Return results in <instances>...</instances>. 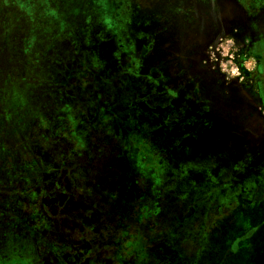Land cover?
Returning a JSON list of instances; mask_svg holds the SVG:
<instances>
[{
    "label": "rangeland",
    "instance_id": "rangeland-1",
    "mask_svg": "<svg viewBox=\"0 0 264 264\" xmlns=\"http://www.w3.org/2000/svg\"><path fill=\"white\" fill-rule=\"evenodd\" d=\"M198 1L181 29L188 0H0V264H264L263 114L234 60L250 42L264 83V0ZM202 62L239 88L194 118L174 72Z\"/></svg>",
    "mask_w": 264,
    "mask_h": 264
},
{
    "label": "flooded vegetation",
    "instance_id": "flooded-vegetation-1",
    "mask_svg": "<svg viewBox=\"0 0 264 264\" xmlns=\"http://www.w3.org/2000/svg\"><path fill=\"white\" fill-rule=\"evenodd\" d=\"M158 1L159 0H135V3H136L135 5H137L140 8V10L143 11V10H148V9L153 8L154 4H160L161 2L159 3ZM188 1H191V4L189 2L188 3V4H190L189 6H188V4L183 5L182 7L185 9L181 10V11L185 12V10L187 9L188 10L187 15H183L181 13L179 14L181 16V20L179 21V28L182 29V27L184 25L183 20L186 18V16H187L186 19L188 21L190 20V22H191L190 24L195 25V27L198 26V24L200 26H204L205 23L202 24V20L206 19L205 18L206 14H205V12H203L201 5L199 6V1L198 0H188ZM197 4H198V7H196ZM263 9L264 8H261V10H263ZM223 12H224V10L222 9L221 13L223 14ZM235 15H238V12L235 11ZM219 23L224 24L226 22H224L223 19H220ZM175 24L176 25L178 24L177 21H175L173 25H175ZM168 25H169V27L172 26L170 23H168ZM250 25H251L252 29H255V25L253 24V21H252V24H249V26ZM212 27H213V25H212ZM208 28H209V24H207L206 30ZM246 29H247V27H246ZM246 29H244L243 27L236 26L234 31H233L234 34H233L232 38L235 41L238 40L240 32L245 33ZM248 29H249V27H248ZM209 32H210V29H209L208 33ZM216 33L221 34L222 32L220 33L217 30ZM219 34L211 35L212 37H214V39H215L214 41L213 40L211 41L210 39H208L206 37V40H205L206 44H210V46H212L211 47L212 54H215L218 51V48L216 45L218 42L217 39L219 38L218 37ZM241 41H239L241 46L238 47V45H237V55L234 58L235 62L239 63V61H241L242 59H244L246 57H250V56H252V58H254V61H255V76L253 79V85L250 82L246 84L245 83L246 81H243L241 83V85H242L244 91H252V95L249 94V96L251 97L252 101L254 102L253 104L257 105L258 111H260V112L262 111L263 117H260V116L259 117H260V119L263 120V123H264V112H263V109H264V83H262V80L260 78L261 73H262V69H261V66L258 65V63L260 62L259 57H257L255 54H251L247 50H245V48L249 47L250 42H249V44H245L246 43L245 41H242V42ZM236 42H238V41H236ZM232 46H234V45L232 44ZM233 53H234V51H233ZM190 58H188V59H190ZM173 60H176L179 63L180 58L176 57V58H173ZM181 63H182V61H181ZM189 64H191V63H189ZM203 64H204L203 62L195 64L194 65L195 70L192 69V67L189 68L188 64L183 65V66H180L179 68L176 69V71H177L176 73L174 72V75H175L174 77H179L180 79L178 81H180V83L182 82L181 86L175 87L177 89L176 90L177 96L174 99L175 102H177L178 104H181V106H179L181 108L180 109L181 113H185L189 110L195 111V114L200 113L202 109L199 106L202 104V102H204V101H201L200 98H202L204 93L207 96V101L209 98H211V101L216 103L214 97L217 96V94L224 96V97H229L230 94L233 96L234 92L231 93L232 90H235V88H239L236 85L230 84V82L224 84L222 81H221V83L217 81V83H211V84L209 83V85H207L205 83V81L200 78V74H204L205 66H203ZM220 71H221L222 75L224 76V78L231 79L230 77L228 78L227 74L224 73L221 69H220ZM184 76L186 78H184ZM240 76L249 77V75L244 74V73H243V75H240ZM181 78H182V80H181ZM234 79H241V77L240 78L235 77ZM227 81H230V80H227ZM186 86H188L187 89L189 90V92L185 93L184 90H185ZM211 94H213L212 97H211ZM203 99H205V101H206V98L204 96H203ZM203 111L204 110H202V112ZM193 117L199 118L198 114L194 115ZM210 119L211 118H208L207 121L198 122L199 126L197 124L193 131H190L191 130L190 126L187 127L189 125V123H187V122L184 123L183 120L182 121L179 120L176 124L179 125L178 130L180 129L181 133H184V134L187 133L192 137L194 135L203 134L204 133V132H202L203 127H210L211 126L210 125L211 124ZM180 124L183 125L182 128H181L182 125L180 126ZM200 130H201V132H200ZM197 132H199V133H197ZM206 135H208V134H206ZM210 138H212V136Z\"/></svg>",
    "mask_w": 264,
    "mask_h": 264
},
{
    "label": "built area",
    "instance_id": "built-area-1",
    "mask_svg": "<svg viewBox=\"0 0 264 264\" xmlns=\"http://www.w3.org/2000/svg\"><path fill=\"white\" fill-rule=\"evenodd\" d=\"M234 70H237V69H234ZM231 72L233 73L234 71L231 69Z\"/></svg>",
    "mask_w": 264,
    "mask_h": 264
}]
</instances>
